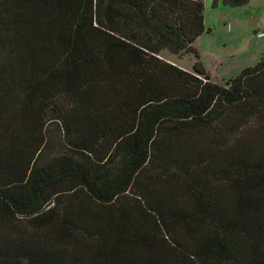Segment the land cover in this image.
<instances>
[{"label": "trees", "instance_id": "obj_1", "mask_svg": "<svg viewBox=\"0 0 264 264\" xmlns=\"http://www.w3.org/2000/svg\"><path fill=\"white\" fill-rule=\"evenodd\" d=\"M205 29L204 0H0V264H264V56L225 85L162 56Z\"/></svg>", "mask_w": 264, "mask_h": 264}, {"label": "rangeland", "instance_id": "obj_2", "mask_svg": "<svg viewBox=\"0 0 264 264\" xmlns=\"http://www.w3.org/2000/svg\"><path fill=\"white\" fill-rule=\"evenodd\" d=\"M204 17L206 29L194 42L198 59L194 54L177 56L167 51L162 56L188 71H193L194 62L199 60L211 78L224 85L264 56V0H247L240 5L204 0ZM46 135L42 161L67 149L58 122L48 124Z\"/></svg>", "mask_w": 264, "mask_h": 264}]
</instances>
